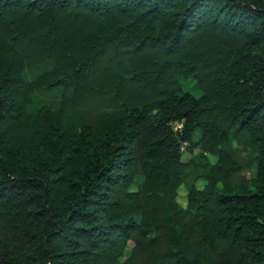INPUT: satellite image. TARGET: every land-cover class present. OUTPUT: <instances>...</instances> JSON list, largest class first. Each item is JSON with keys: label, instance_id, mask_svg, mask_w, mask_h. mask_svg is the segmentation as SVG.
I'll return each instance as SVG.
<instances>
[{"label": "trees", "instance_id": "obj_1", "mask_svg": "<svg viewBox=\"0 0 264 264\" xmlns=\"http://www.w3.org/2000/svg\"><path fill=\"white\" fill-rule=\"evenodd\" d=\"M0 264H264V0H0Z\"/></svg>", "mask_w": 264, "mask_h": 264}, {"label": "rangeland", "instance_id": "obj_2", "mask_svg": "<svg viewBox=\"0 0 264 264\" xmlns=\"http://www.w3.org/2000/svg\"><path fill=\"white\" fill-rule=\"evenodd\" d=\"M182 86L184 89L189 90L190 92L194 93V94H199V90L195 84V82L191 79H182ZM55 98L54 94H50V96L47 95H37L36 96V100L38 103H43V102H48L49 100H53ZM175 124V123H174ZM175 126H177L175 124ZM198 136V133H196L194 135V139H196ZM184 146V145H183ZM190 157V154L187 153L185 151V149L183 150V154H182V159L183 160H187ZM213 160V158H211ZM198 185L201 186L202 185V181L198 182ZM185 195H186V190L184 188V186H181L179 189V197H178V201L180 204L185 205Z\"/></svg>", "mask_w": 264, "mask_h": 264}]
</instances>
